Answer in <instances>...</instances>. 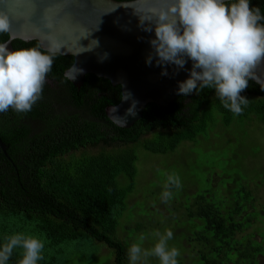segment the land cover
I'll return each instance as SVG.
<instances>
[{
  "label": "trees",
  "instance_id": "obj_1",
  "mask_svg": "<svg viewBox=\"0 0 264 264\" xmlns=\"http://www.w3.org/2000/svg\"><path fill=\"white\" fill-rule=\"evenodd\" d=\"M249 2L264 15V0ZM8 38L0 33V43ZM11 45L12 50L40 46L37 40L20 39ZM72 63L71 55L53 58L42 96L31 111L0 112V139L6 146V154L0 148V244L4 235L25 231L44 241V258L38 264H67L71 254L89 260L92 243L98 241L112 250L111 264H128L127 245L116 234L126 199L135 190L139 150L172 153L217 122L264 123V88L249 80L241 93L249 103L239 115L223 108L214 89H204L178 95L169 113L148 103L137 121L122 128L104 112L120 101V86L86 74L76 88L64 76ZM195 215L190 220L200 221L198 239L211 233L214 240H225L219 246L225 247L224 254L234 250V236L244 226L239 220L224 217L213 202L200 205ZM181 244L187 248L185 239ZM19 251L14 250L8 264H17ZM201 258L186 261L179 256L178 264H210Z\"/></svg>",
  "mask_w": 264,
  "mask_h": 264
},
{
  "label": "clouds",
  "instance_id": "obj_2",
  "mask_svg": "<svg viewBox=\"0 0 264 264\" xmlns=\"http://www.w3.org/2000/svg\"><path fill=\"white\" fill-rule=\"evenodd\" d=\"M135 13L144 31L151 32L152 25L155 26V38L150 44L157 64H174L179 69L185 65V57L192 61L189 77L178 82L179 95L214 89L223 108L239 115L249 103L241 95L249 80L264 88V74L257 73L264 62V15L259 7L250 6L249 0H156L149 15L142 16L136 10ZM0 33L10 37L0 43V112L11 108L17 113H27L41 98L53 58L62 53L63 46L50 40L43 51L40 46L10 51L7 44L14 39L11 19L3 10H0ZM146 62L151 64V54ZM162 74L167 75L166 68ZM180 188V177L168 174L161 201L167 204L173 198V189ZM151 235L154 243L150 247L142 246L147 239L143 234L139 243L128 247L129 264H148L152 257L159 264H178L181 253L168 243L173 232L156 230ZM44 247L43 239L34 234L25 231L6 234L0 244V264H8L17 249L20 250L17 264H38L44 258Z\"/></svg>",
  "mask_w": 264,
  "mask_h": 264
},
{
  "label": "rangeland",
  "instance_id": "obj_3",
  "mask_svg": "<svg viewBox=\"0 0 264 264\" xmlns=\"http://www.w3.org/2000/svg\"><path fill=\"white\" fill-rule=\"evenodd\" d=\"M208 128L194 142H184L172 153L139 150L135 190L126 199L116 236L128 249L139 243L143 234L147 239L142 246L147 248L154 243V231L170 229L173 238L169 246L179 249L186 261L205 256L210 264L213 260L217 264H264V123L237 119L227 126L217 122ZM172 173L180 177L181 188L173 189V198L165 204L160 194L166 176ZM206 202L215 203L224 217L232 215L244 225L234 236L233 253L228 250L224 254L225 247L219 246L225 240H214L211 233L197 238L200 221L190 218L196 217ZM236 209L238 213H234ZM184 239L187 248L181 244ZM93 244L89 260L71 254L67 264H111L112 250L102 242ZM148 264L159 261L152 257Z\"/></svg>",
  "mask_w": 264,
  "mask_h": 264
},
{
  "label": "water",
  "instance_id": "obj_4",
  "mask_svg": "<svg viewBox=\"0 0 264 264\" xmlns=\"http://www.w3.org/2000/svg\"><path fill=\"white\" fill-rule=\"evenodd\" d=\"M155 5L156 0H0V10L11 19L14 39L37 40L43 50L55 40L63 46L58 54L73 57L64 76L76 88L83 85L86 74L120 86V101L107 106L104 112L122 128L137 121L148 103L171 112L179 95L178 82L186 80L192 68L187 57L179 69L174 64H157L150 44L155 26L151 32L144 31L135 13L147 16ZM7 47L12 50L11 41ZM150 54L149 65L146 61ZM165 68L167 75L162 74ZM257 73L264 74V62ZM0 148L6 154L1 139Z\"/></svg>",
  "mask_w": 264,
  "mask_h": 264
}]
</instances>
